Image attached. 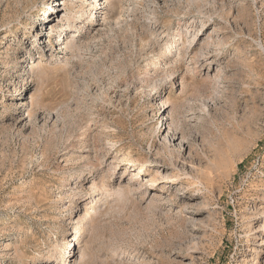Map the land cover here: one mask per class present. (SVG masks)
<instances>
[{
  "label": "rangeland",
  "instance_id": "rangeland-1",
  "mask_svg": "<svg viewBox=\"0 0 264 264\" xmlns=\"http://www.w3.org/2000/svg\"><path fill=\"white\" fill-rule=\"evenodd\" d=\"M61 1L0 0V264H264V0Z\"/></svg>",
  "mask_w": 264,
  "mask_h": 264
},
{
  "label": "bare ground",
  "instance_id": "bare-ground-1",
  "mask_svg": "<svg viewBox=\"0 0 264 264\" xmlns=\"http://www.w3.org/2000/svg\"><path fill=\"white\" fill-rule=\"evenodd\" d=\"M97 0H93V2H96ZM105 1H107V0H104V2ZM103 2V3H104ZM107 3H108V1H107ZM55 5H64V6H66L67 4H66V2L65 1H61L60 2V0L57 2V0H55V3H54ZM112 3H108V4H104L103 6H101V7H103V8H106V9H109L110 8V5H111ZM113 5V4H112ZM58 10L60 9H62V8H57ZM54 12V11H53ZM56 12L57 11H55L54 13H52L51 15H52V18H50V19H48L46 22H47V24H49L50 25V23H51V21L54 19V16H56ZM105 13V12H104ZM80 16V15H79ZM68 24V23H67ZM63 27H64V25H60V28L61 29H63ZM50 30H53L52 29V27H50ZM64 30H67L66 28L64 29ZM61 34V33H60ZM60 34H59V36H60ZM47 36H49V35H47ZM71 36H74V35H71ZM71 41H72V38H71ZM69 42H66V45L68 44ZM70 45H72L73 44V42H71V43H69ZM69 44L67 45V47L68 48H70L69 47ZM149 155V154H148ZM148 159H154V158H148L147 156H133V155H127L126 157H122L121 158V160H122V162H123V164H129L130 166H138L139 164H144V163H146V162H148ZM159 176V175H158ZM161 176V175H160ZM169 179H171V177H169V176H161V180H160V182L161 181H168Z\"/></svg>",
  "mask_w": 264,
  "mask_h": 264
}]
</instances>
